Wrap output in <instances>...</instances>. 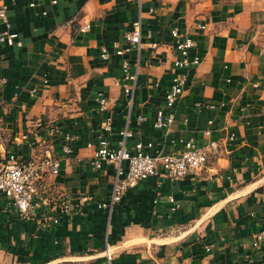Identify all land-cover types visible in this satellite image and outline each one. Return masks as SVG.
Returning a JSON list of instances; mask_svg holds the SVG:
<instances>
[{
    "label": "crops",
    "instance_id": "0c3cea01",
    "mask_svg": "<svg viewBox=\"0 0 264 264\" xmlns=\"http://www.w3.org/2000/svg\"><path fill=\"white\" fill-rule=\"evenodd\" d=\"M3 4L22 45L0 42V78L7 79L0 89V166L11 156L25 162L47 149L61 166L39 184L36 220H24L0 194V264H102L107 245L113 264H264V245L254 246L264 220V0ZM43 11L47 16H35ZM140 19V53L117 56L114 44L126 49L125 34ZM175 28L194 40L191 57L201 63L187 73L173 126L158 130L154 123L177 59ZM5 30L0 20V34ZM125 60L137 74L132 106L125 85L134 82L125 80ZM101 95L106 112L97 101ZM140 116L146 118L141 125ZM108 117L111 132L103 129ZM127 125L130 148L152 144L147 151L153 156H179L191 139L223 140L227 152L181 180L142 181L112 210L100 208L110 203L116 166L95 171V148L106 139L117 149ZM83 198L81 212L62 213Z\"/></svg>",
    "mask_w": 264,
    "mask_h": 264
},
{
    "label": "built area",
    "instance_id": "2783aa9c",
    "mask_svg": "<svg viewBox=\"0 0 264 264\" xmlns=\"http://www.w3.org/2000/svg\"><path fill=\"white\" fill-rule=\"evenodd\" d=\"M54 4L57 2L54 1ZM36 3H31L30 7L35 8ZM8 6L0 5V20L6 26V30L0 34V42L8 46L15 44L21 46L22 42L18 41L19 36L12 32V25L8 15ZM47 12H36V17L47 16ZM90 25L82 28L83 32L90 30ZM173 45L177 53V59L174 62V76L172 86L166 94V102L162 109L157 112L154 127L158 130H169L175 121L176 107L183 98L187 86L189 70L196 68L201 63L200 57H191V52L196 44L194 40L186 33H182L175 28L171 31ZM125 39L129 46L121 49L119 43L114 44L117 56H125L131 51L140 53L142 43V22L137 20L132 25V30L125 34ZM152 49H158L159 43H152ZM140 56V54H139ZM102 58L108 60L110 54L104 46L102 48ZM125 70V80L134 83L125 85V93L130 97V104L133 105V98L137 84V74L132 75L129 70V61L123 63ZM47 83V80H46ZM7 84L6 78H0V89ZM38 90L32 91V97H35ZM102 112L108 110V101L102 95L97 99ZM146 118L140 116L138 124L145 122ZM212 122H209L205 135H211L209 128ZM103 129L106 132L112 130V120L108 117L103 123ZM121 139L118 148L113 149L110 142L106 139H100L98 147L95 148L92 166L95 171L102 170L105 163L114 164L116 166V176L113 185V192L110 203L99 205L100 208H108L112 210L115 205L120 203L129 189L136 187L140 182L149 178L159 176L164 179L178 181L189 174L205 169L210 162L221 157L227 152V143L223 140H209L206 143L199 144L196 140L191 139L184 144L182 153L177 156L174 154H166L160 156L151 155L147 149L153 147L152 144L137 143L134 148H130L129 140L133 137V132L127 125L120 132ZM234 134L229 136V140L233 141ZM71 140V137H67ZM89 149H94L93 144L88 145ZM66 153H72V149L67 146ZM128 164L127 171L123 168V163ZM60 160L53 155L51 149H47L43 155L35 156L28 161L21 162L14 156L9 157L0 166V194L4 195L12 202L19 215L27 221L38 219V205L36 199L39 195V184L45 180L55 177L60 172ZM87 198L81 199L77 204H66L63 206V214H71L72 212H81L82 204ZM171 202L174 200L171 198ZM59 220L54 219L53 223L58 224ZM264 245V220L261 230L254 234V246L256 248ZM210 248H208V251ZM114 252L110 245L104 252V261L102 264H113Z\"/></svg>",
    "mask_w": 264,
    "mask_h": 264
}]
</instances>
